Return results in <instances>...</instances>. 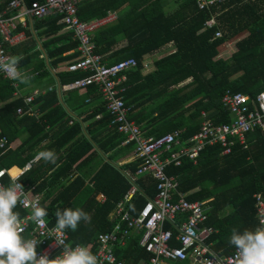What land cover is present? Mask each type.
<instances>
[{"label":"trees","instance_id":"16d2710c","mask_svg":"<svg viewBox=\"0 0 264 264\" xmlns=\"http://www.w3.org/2000/svg\"><path fill=\"white\" fill-rule=\"evenodd\" d=\"M23 1L30 5L32 0ZM77 6L80 21L101 19L113 10L114 20L97 29L92 40L95 51L105 55L104 61L115 63L125 57L135 59V67L124 72L122 98L124 105L129 107L127 118L141 127L145 137L178 130L180 139L188 140L200 129L204 119L215 124L230 122V114L220 102L226 90L255 97L264 87V0H224L204 9L198 8L194 0H81ZM173 8L174 12H171ZM49 17L51 25H56L46 31L53 33L63 27L62 23H56L59 15ZM210 18L215 22L206 27L205 22ZM216 31H220V36L214 37ZM120 39L125 41L123 47L109 54ZM170 42L175 43L176 51L155 60V69L141 74L142 56ZM231 42L234 43L232 51L227 57L223 56L228 51L222 47L228 49L226 46ZM42 45L46 47L48 57L53 58L51 66L79 57L78 42L73 40L70 30ZM69 50L72 51L66 53ZM39 54L37 50L32 55L38 58ZM26 71L37 73L35 78L51 77V70L43 58ZM89 73L87 70H64L55 75L61 86ZM188 78H191L189 82L178 87ZM12 82L0 76V102L4 103L0 107V136L12 141L25 133L26 138L22 137L16 149L8 148L4 152L1 165L20 166L36 151L54 150L59 157V167L37 160L23 173L21 181L37 182L38 191L46 189L43 201L51 197L45 218L50 226L56 224L57 209L79 207L89 213L91 223L82 221L76 231H64L69 247L85 244L94 253L98 235L112 229L116 221L110 218V213L129 191L127 173L135 171L137 162L132 160L118 165L116 153L102 159L101 155L104 157L108 151L117 148L124 137L109 130L102 135L112 116L99 99L101 94L94 84L87 85V95L95 96V106L80 114L77 109L80 111L81 107L74 108L69 102L74 93L69 92L64 104H60L54 89L38 94L28 106L21 98L7 102L16 90ZM138 107L146 109L137 111ZM18 108L23 109L21 115L16 114ZM73 112L81 120L67 116ZM96 115L100 117L95 119ZM82 122L88 123L86 128ZM44 141L45 145L39 147ZM133 147L134 143L128 142L116 152H126ZM222 151L218 144H207L200 151L197 163L183 157L180 165L172 163L166 172L177 178L179 192L186 200L207 202L209 210L205 224L217 229L208 237L210 247L219 254H229L235 250L229 244L232 228L243 231L260 226L256 205L257 195L264 193V130L249 133L246 148L235 143L230 153ZM13 169L18 170L13 166L10 172ZM72 169L79 174L70 178L68 173ZM4 181L9 183L8 176ZM133 183L138 192L126 207L136 215L146 199L154 196V186L147 175L138 177ZM99 193L104 195L103 201L96 199ZM16 211L20 216L26 213L19 206ZM22 235L29 238L27 232ZM175 235L173 232L172 244H178ZM138 238L139 235L132 234L126 246L115 247L116 256L125 264L147 261L148 253L137 245Z\"/></svg>","mask_w":264,"mask_h":264},{"label":"built area","instance_id":"2783aa9c","mask_svg":"<svg viewBox=\"0 0 264 264\" xmlns=\"http://www.w3.org/2000/svg\"><path fill=\"white\" fill-rule=\"evenodd\" d=\"M80 1L32 0L30 5H27L23 0H0V56H11L6 47L19 40L15 31L20 20L25 23V16L39 19L47 15H59L58 22L63 24L65 30L71 31L73 40L78 42L79 51V57L66 63L64 70L90 72L83 78L61 85V88L65 90L94 84L113 116L111 126L125 134L126 143H134L131 159L136 161L137 165L134 172L127 173L130 189L124 198L116 203V208L110 215V218L116 221L112 229L98 235V247L93 254L98 257L100 264H125L123 259L116 256L115 247L125 246L132 234H138L137 245L148 253L144 264H178L185 260L188 264H237L236 249L229 254H219L210 247L208 237L216 233L217 229L205 224L206 212L209 210L207 202L186 200L184 194L179 192L177 178L167 174L166 168L172 163L180 165L183 157L190 159L194 164L197 163L200 151L207 144L220 145L225 154L230 153L235 143L246 148L248 134L256 129L264 130V87L255 97L241 91L226 90L220 102L230 114V122L215 124L204 119L200 129L188 140L182 141L178 130L157 137H145L138 125L127 118L129 108L124 105L121 95L124 90V72L135 67V59L127 57L107 64L103 56L95 51L92 40L93 33L113 21L115 14L113 10H109L101 19L80 21L77 16V5ZM194 1L198 8L204 9L224 0ZM16 8H21V12L15 13ZM214 22L215 20L210 18L205 22V26L210 27ZM220 34V31H216L214 37ZM0 76L7 78L3 72H0ZM12 85L16 88L17 82L13 81ZM33 99L32 95L25 97V105H30ZM22 113L23 109L18 108L16 114ZM9 145V139L4 135L0 136V173H3L0 175V184L5 186L9 183L4 181V177L8 176L9 179L11 167L1 165V156ZM35 157L20 166L18 172L29 170L36 161ZM144 175L153 181L154 196L146 199L134 215L126 205L138 192L133 182ZM19 182L29 194L28 203L38 202L41 206L46 205L41 193L36 189L37 183H23L21 178ZM18 206L26 211L21 216L23 233L27 232L29 238L40 241L37 246L38 256L47 253L51 259L61 255L64 247L68 246L67 233L57 232L56 224L50 226L46 222L42 226L36 225L30 219V208ZM256 207L261 225V221H264V193L257 195ZM50 231L52 235H49ZM173 232H176L175 240L178 244L170 243Z\"/></svg>","mask_w":264,"mask_h":264},{"label":"clouds","instance_id":"9594fccd","mask_svg":"<svg viewBox=\"0 0 264 264\" xmlns=\"http://www.w3.org/2000/svg\"><path fill=\"white\" fill-rule=\"evenodd\" d=\"M22 59L23 56L20 55L0 56V72L12 81L28 84L32 77L20 68ZM35 158L60 166L57 164L59 157L54 150H41ZM8 175L9 184H0V264H100L98 257L85 244L65 246L61 255L51 259L47 253L38 256L37 246L40 241L22 235V220L16 209L18 205L30 208V219L36 225L42 226L46 224L47 205L28 203L29 194L19 182L22 172L12 171ZM55 217L57 232H63L65 229L76 231L82 221L91 223L90 214L79 207L57 209ZM52 234L50 231L49 235ZM229 244L237 251V264H264V221L254 230L245 228L240 231L238 228H232Z\"/></svg>","mask_w":264,"mask_h":264},{"label":"crops","instance_id":"0c3cea01","mask_svg":"<svg viewBox=\"0 0 264 264\" xmlns=\"http://www.w3.org/2000/svg\"><path fill=\"white\" fill-rule=\"evenodd\" d=\"M174 9L175 8H173L171 10V12H174ZM21 10H22L21 8H16L15 13L21 12ZM49 16H51V15H47V16H45L43 18H39V19L32 18V17H29V16H25V23L23 24L22 20H20V23L17 24V29L15 31L17 33V35H19V40L13 45H8L6 48H7L8 52L11 54V56H17V55L23 56V59L20 61V65L19 66H20V68L22 70H25V71L28 70V69H31L35 65H38L39 59L43 58L44 64H46L47 68H50V70H51V77L49 76V77H44V78L40 79V78H35V76H37V73H35V72H33L32 74L30 73L29 75L32 77V79H31V81L28 84H21L18 81H16L17 82L16 90L13 93L12 97L7 100V102H10V100L17 99V98H21V99L24 100L25 97L30 96V95L34 96V98H35L36 96H38V94H43L44 92L51 91L52 89H54L56 91V93H57V96H58V103L64 104V99L66 98V96L68 97L67 94H69V92H72L74 94H72L71 100H69L71 105L74 108L81 107L80 111H78V109H77L78 113H80V114L87 113L90 109H93V107L95 106V100H94L95 96L87 95V86H85V87H72L70 89H65L64 90L63 88H61L60 84L58 83V81L56 79V75H55V73H57V72L64 71L65 64L70 62L73 59H76V58L65 59V60L57 62L55 65L51 66L50 63L53 61V58H49L48 57L46 47H43V45H42L43 42L48 41L52 37L60 36V34L65 31V29L63 27H61L60 29L56 30L53 33L46 31L47 29H49V27L50 28H54V26L56 25V24L55 25H51V18ZM56 23L60 24V22H58V20H57ZM124 44H125L124 40H121V41L117 42L112 47V49L109 52V54L117 52L118 49L120 47H123ZM176 49L177 48H176L175 43L174 42H170V43H168L166 45H163L159 49L154 50L151 53L144 54L142 56L141 66H140L141 74H146V73H149L150 71L154 70L155 69V66H154L155 60L160 59L162 57H165V56L175 52ZM37 50L40 51V54H39L38 58L35 55H32ZM76 50H77V48H76ZM71 51L72 50H69L66 53H69ZM28 55L31 56L30 59H29V57H27ZM102 56H103V59H104L105 55H102ZM125 58H127V57H125ZM104 62L107 63V64H111V63H109V61L107 59ZM48 66H50V67H48ZM38 67H41V66L39 65ZM125 79H126V77H125ZM190 80H191V78L186 79L184 82L180 83L178 85V87L183 86L184 84H186ZM66 84H69V83H65V84H61V85H66ZM35 93H37V94L34 95ZM84 95H86V96H84ZM99 99H101L102 102H103L102 96L99 97ZM3 105H4V103L0 102V107H2ZM104 106L106 108L105 103H104ZM142 109H146V108L138 107L137 111H142ZM67 110H69L68 107H67ZM106 110L108 111L107 108H106ZM201 114H202V116L206 115V113L204 111H202ZM67 116H71V119L73 118L74 120H77V119L81 120L80 118H77V117H79V115L74 113V112L71 115L67 113ZM99 117H100V115H96L95 119H98ZM112 118H113V116L111 117V120H110V122L108 124L107 130H105L102 133V135L106 134V132L108 130H109V132L110 131H116L117 133H120L113 126H111ZM87 124H88L87 122H85V123L82 122L81 125L84 128H86ZM83 132H84V130H83ZM120 134L123 135L124 138L118 144V147L113 149L112 151H108V153L104 154V157L101 155V157L104 160L109 155H113V154L116 153L115 154V162L118 165H123V164H126L127 162H131L132 161V159H131L132 149L129 150V151H126V152H124V151L123 152H116L118 149L123 148L124 146H126L125 134H123V133H120ZM21 135H22L23 138H26V134L25 133L21 134ZM22 137L17 136L15 139L10 141L9 149L10 150L11 149L12 150L16 149L21 144ZM45 143H46V141L40 143L38 146L42 147V146L45 145ZM34 151L35 150H33V152ZM39 151H41V150H39ZM39 151L34 152L35 154L30 159L34 158L35 155ZM36 162H37V160L33 163V165ZM22 165H25V164H22ZM22 165H20V166H22ZM13 166H16L17 168L20 167L17 164L12 165L11 167H13ZM13 171H19V169L18 170L17 169H13ZM77 174H79V171H77L76 169H72L71 171H69L68 176L71 178L73 176H76ZM62 180H64V179H62ZM35 183H37V182H35ZM45 191H46L45 188H43L42 191H39L41 193L43 199H44ZM104 198L105 197H104V195L102 193H99V194L96 195V199L98 201H103ZM50 200H51V197L48 198V199H45L43 202L46 203V205H47ZM138 211H137V213H138ZM112 213L113 212H111L110 215ZM136 235H138V234H136Z\"/></svg>","mask_w":264,"mask_h":264},{"label":"rangeland","instance_id":"374dc122","mask_svg":"<svg viewBox=\"0 0 264 264\" xmlns=\"http://www.w3.org/2000/svg\"><path fill=\"white\" fill-rule=\"evenodd\" d=\"M233 44H234L233 42L229 43V44L226 46V47H228V49H226L225 46L222 47V50L225 49V50L228 51V52H225L223 56H226V57H227V56L230 54V52L232 51V48H233Z\"/></svg>","mask_w":264,"mask_h":264},{"label":"bare ground","instance_id":"6f19581e","mask_svg":"<svg viewBox=\"0 0 264 264\" xmlns=\"http://www.w3.org/2000/svg\"><path fill=\"white\" fill-rule=\"evenodd\" d=\"M10 172V171H9ZM18 172V171H17Z\"/></svg>","mask_w":264,"mask_h":264}]
</instances>
